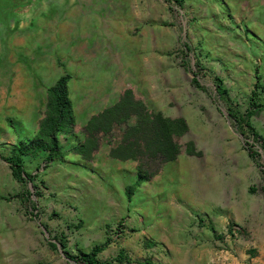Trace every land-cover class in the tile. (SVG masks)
<instances>
[{
	"label": "rangeland",
	"instance_id": "1",
	"mask_svg": "<svg viewBox=\"0 0 264 264\" xmlns=\"http://www.w3.org/2000/svg\"><path fill=\"white\" fill-rule=\"evenodd\" d=\"M64 73L71 74L76 113L73 132L62 133L64 150L89 137V121L80 126V118L90 101L102 112L118 106L101 125L107 130L112 122L111 128L93 139L98 148L104 139L112 156L115 147L128 143L126 137L135 140L129 133L136 113L186 121L175 160L129 158L138 163L137 177L140 163L149 172L159 168L150 180L166 169L174 175V194L165 192L156 209L167 219L176 212L174 223L164 228L140 219L141 210H135L145 206L146 196L139 186L129 199L121 195L118 177L102 183L81 179L77 173L93 169L98 148L89 158L65 156L49 164L45 152L25 157L41 191L29 204L13 195L27 186L34 191L31 183L19 182L0 158V234L11 233L17 246L16 252L0 253V264H76L65 251L88 252L107 241L99 258L114 264L145 258L162 264H264V168L245 146L248 128L230 114L247 113L258 77L264 85V1L0 0L2 154L35 136L31 130L45 116L48 88ZM218 78L227 94L218 92ZM258 93L257 101L264 102V90ZM248 120L264 138V107ZM61 172L68 173L65 181ZM123 198L131 210L125 216L117 217L114 208L101 215L105 202ZM163 233L169 240L158 237ZM120 251L132 262L115 261Z\"/></svg>",
	"mask_w": 264,
	"mask_h": 264
},
{
	"label": "trees",
	"instance_id": "2",
	"mask_svg": "<svg viewBox=\"0 0 264 264\" xmlns=\"http://www.w3.org/2000/svg\"><path fill=\"white\" fill-rule=\"evenodd\" d=\"M177 3L182 4L184 0H175ZM71 74H62L56 82L48 88V100L45 116L40 122L38 133L28 139H20L13 145L9 155H4L0 152V158L9 162L12 168L13 176L22 184L28 185L31 183L34 191L30 186H27L23 192L13 195V197H20L23 202H33V195H40L39 184L36 182L37 174L28 171L25 167V157H36L40 153L45 152V162H50L58 159H62L70 151L82 154L84 157H91V153L98 148V142L94 143L93 139L95 134L100 131H107L110 129L112 122H109L107 130H103L101 125L110 120L112 114L115 113V109L118 108L114 105L102 113L93 116L87 126L88 138L85 142L75 145L70 150L62 149L60 145L59 135L62 133H72L76 125V113L74 103L70 96L69 82ZM260 77L251 93L250 107L245 114H241L238 111H231V116L242 127H247L248 131L243 130L244 134L249 135L250 139H247L245 146L249 152L250 157L255 164L264 168V165L260 163V159H264V138L250 123L248 117L255 111L264 107V102L257 101L259 96L258 88L264 90V85L259 84ZM194 83L200 86L197 75H194ZM217 89L220 94H227V90L223 87V81L221 78L217 79ZM137 121L130 128V136L136 135L135 140H129L130 137H126V144H120L113 149V155L122 158H136L153 156L160 158L161 162H169L175 160L180 153V145L177 142V138L184 134L187 129V123L183 118H171L162 115L161 113H136ZM128 134V135H129ZM128 139V140H127ZM143 140V144L140 141ZM92 143V144H91ZM142 143V142H141ZM259 145V150L256 146ZM120 151L127 152V155L119 154ZM157 168L154 172L146 170L145 165L140 163L138 167L137 180L128 185L126 193L129 199L132 198L135 189L140 186L144 181L150 180L152 175L157 172ZM31 205H29L30 207ZM33 208H36L33 204ZM108 241L104 244L95 245L90 251H78L76 254L65 251V255L71 261L76 264H114V260H102L99 258V254L105 249ZM61 245L65 247V243L61 241ZM57 247V244H53ZM115 261L132 262L131 258L127 256L125 251H120ZM135 264H162L160 262H154L151 258L137 259L133 261Z\"/></svg>",
	"mask_w": 264,
	"mask_h": 264
},
{
	"label": "crops",
	"instance_id": "3",
	"mask_svg": "<svg viewBox=\"0 0 264 264\" xmlns=\"http://www.w3.org/2000/svg\"><path fill=\"white\" fill-rule=\"evenodd\" d=\"M264 1V0H262ZM5 93V92H4ZM4 102H6V98H5V94H4ZM73 101V99H72ZM74 103V101H73ZM84 110H86V115H84V118H80V126L85 125L93 116L98 115L99 113H101L103 111L102 106L101 107H94V105L92 104V101H90L89 103L86 102V104L83 106ZM79 119V117H78ZM39 129V128H38ZM31 130L32 136L36 135L38 133L39 130ZM101 133V131H100ZM25 138V137H24ZM60 138V142L61 144L65 143L66 140V136L65 134H61L59 136ZM84 139V137H83ZM85 140V139H84ZM104 139L101 140V144L100 147L98 148V150L96 151V155L94 156L92 162L90 165H92L93 169L90 170H81L79 173H77V175L81 178V179H86L89 181H93L95 180L96 182H100L102 183L103 180H106L104 177L107 176H111L112 180H115L116 177H118V181H119V187H120V192H121V185H122V196L125 194L126 192V188L128 185H130L131 183L133 184L136 180H137V161H135L134 159H126V158H122V157H116V156H112L110 154V150L111 147L110 145L103 141ZM66 157L71 158H75V157H79L81 158L82 155L79 153H68L65 155ZM177 169V166L174 167V170ZM62 176L64 181L66 176L68 175L67 172H61L60 174H58V176ZM70 175V172H69ZM167 175L169 176V178H167ZM130 177V182L127 183L125 181H127L126 179H128ZM170 180L172 182H170ZM174 175L167 173V169L166 171L164 170L162 173H157L151 180H147L144 181L140 186L139 189L141 191H143L145 193L146 196V202H145V206L140 209L138 208L137 210H135L136 212L138 210H141L142 214L140 215V219L142 221H150L153 222L154 224H156L157 227L163 226L164 224V228L170 223L173 224L175 218V213L173 212L171 213V219H167L165 217H161V214L157 212V207H160L159 203L161 201V198H163L164 194H166L165 192H167L168 197H171L170 194H174V191L176 190V185L174 184ZM127 183V184H126ZM102 186V185H101ZM99 197V196H97ZM164 199V198H163ZM106 205V209L105 212H102L101 215L107 213L110 211L111 208H114V210L116 209V215L117 217H123L125 216L129 211H131L129 209V206L127 204V200L126 198L121 201V202H116L115 200H108L107 202H105ZM135 216V215H134ZM134 216L132 214H130V224L131 225H135L134 223L136 221ZM165 216V215H163ZM136 217V216H135ZM137 220V218H136ZM140 220V221H141ZM107 223V221H105ZM139 222V221H138ZM102 223V220H101ZM137 223V222H136ZM156 228V227H155ZM174 231V230H172ZM172 235V234H171ZM1 240H0V253H12V252H16V244L14 245V237L11 235V233L9 234L8 232L5 233H1L0 234ZM11 237V240H10ZM158 237H164L163 239H167L169 240L170 235H165L163 233L158 235ZM8 239V240H7ZM8 241L10 243V249L7 247L8 245ZM16 241V240H15ZM14 247V248H13ZM12 248V249H11Z\"/></svg>",
	"mask_w": 264,
	"mask_h": 264
}]
</instances>
